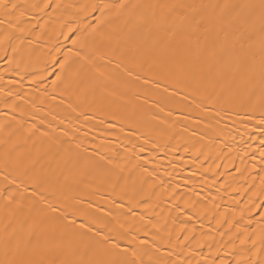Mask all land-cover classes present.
I'll use <instances>...</instances> for the list:
<instances>
[{
	"label": "bare ground",
	"instance_id": "6f19581e",
	"mask_svg": "<svg viewBox=\"0 0 264 264\" xmlns=\"http://www.w3.org/2000/svg\"><path fill=\"white\" fill-rule=\"evenodd\" d=\"M0 264H264V0H0Z\"/></svg>",
	"mask_w": 264,
	"mask_h": 264
}]
</instances>
